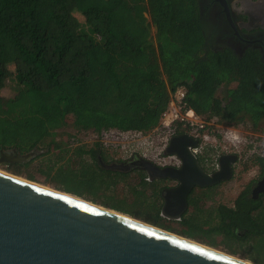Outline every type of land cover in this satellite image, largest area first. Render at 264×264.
Wrapping results in <instances>:
<instances>
[{
  "label": "trees",
  "instance_id": "1",
  "mask_svg": "<svg viewBox=\"0 0 264 264\" xmlns=\"http://www.w3.org/2000/svg\"><path fill=\"white\" fill-rule=\"evenodd\" d=\"M17 64L22 70L8 77ZM233 83L236 94L222 99L219 90ZM178 87L207 122L264 130V54L209 47L200 0H0V153L37 152L9 171L33 182L25 169L38 162L58 191L188 239L221 233L264 246V207L257 217L254 202L231 214L196 197L177 231L161 215L158 183L142 172L132 183L129 172L108 168L120 161L101 141L84 144L74 133L152 132Z\"/></svg>",
  "mask_w": 264,
  "mask_h": 264
},
{
  "label": "water",
  "instance_id": "2",
  "mask_svg": "<svg viewBox=\"0 0 264 264\" xmlns=\"http://www.w3.org/2000/svg\"><path fill=\"white\" fill-rule=\"evenodd\" d=\"M197 146L198 140L188 134L170 139L165 155L178 157L179 169H161L139 160L151 180L170 179L179 184L167 189L163 197L161 215L168 220L181 221L195 187H213L233 177L236 155H223L219 170L207 173L192 154ZM35 156L36 151L25 155L17 150L1 152L0 166L24 163ZM261 187L264 191V181ZM0 264L248 263L129 215L0 173Z\"/></svg>",
  "mask_w": 264,
  "mask_h": 264
},
{
  "label": "flooded vegetation",
  "instance_id": "3",
  "mask_svg": "<svg viewBox=\"0 0 264 264\" xmlns=\"http://www.w3.org/2000/svg\"><path fill=\"white\" fill-rule=\"evenodd\" d=\"M224 3H223V2ZM234 0H200L201 6V17L203 24L206 28L208 35V45L209 47H220L225 45L232 49L235 54H238L242 57L248 50H259L261 54H264V33H256L251 35L247 33L244 28H241L239 25V17L235 14L232 9L231 3ZM179 135V134H177ZM243 148H249V145H244ZM239 152H228L226 150L221 153L220 158L223 155H236L237 161L233 165V177L231 180L226 182H221L213 187L200 188L195 187L191 194L189 195V208L191 210V200L196 197H201L199 199V206L205 207V209H214L216 207H223L230 211L231 214H235L237 210L242 208H247L252 205H260L259 209H255L250 212L251 216L257 217L260 214L262 208L264 207V191L261 187L262 182L264 181V165H258L259 175L255 179H249L245 185H234L231 186L235 175L236 168L240 162ZM144 159L146 161L152 162L151 159L144 157L142 154H133L130 158L120 162H112L107 166H111L119 163V170L129 173L142 172L146 175V181L149 183H158L161 188V197L163 198L166 195L167 189H173L179 184L177 181L170 179H153L151 180L150 176L140 167L139 160ZM124 163H127V166H124ZM155 166L164 169V168H174L179 169L181 167L180 161L176 158H169V161L165 166H159L152 162ZM203 170L207 173H214V171L207 170L204 165L199 161ZM234 193L230 202L227 201L228 191ZM218 190V193L216 192ZM216 192V193H215ZM164 202V198H163ZM253 202L255 204H253ZM187 211V212H188ZM186 212V213H187ZM173 221V220H172ZM228 222V221H227ZM240 230V228H239ZM246 231V230H245ZM238 237L243 241L245 233H240L237 231ZM250 241V240H248Z\"/></svg>",
  "mask_w": 264,
  "mask_h": 264
},
{
  "label": "rangeland",
  "instance_id": "4",
  "mask_svg": "<svg viewBox=\"0 0 264 264\" xmlns=\"http://www.w3.org/2000/svg\"><path fill=\"white\" fill-rule=\"evenodd\" d=\"M231 6L235 14L239 17V20H240L239 25L241 26V28H244L247 31V33H250L251 35H254L259 32L264 33V0H234L231 3ZM75 16L79 20L82 19L81 16L78 15L77 13H75ZM21 70H22L21 64L19 65L17 64L16 67L12 66L11 69L7 71V76L12 77ZM9 87L10 85H8V87L3 91L4 96H9L11 94ZM236 88L238 87L235 83H233L232 85L224 86L222 89L219 90L218 95L222 99L230 98L234 94H236L237 92ZM237 129L241 133V137L243 139V143H242L243 147H245L244 145L248 143L250 144V146L249 148H243V149L241 148L239 150L238 154L240 155V162L236 168V175H235V178L231 186H234L236 184L243 186L249 179L257 178V176L259 175V167L255 161H256V158L260 157L261 155L264 157V130H262V128L259 130H254V129L251 130L252 128H251V125L249 124L242 125ZM74 133L79 139L83 141L84 144L86 143L92 144L96 140L95 139L96 137L94 135L89 136L85 133H81L77 131L76 132L74 131ZM155 135H156L155 132L152 133L151 135H148L150 136V139L148 138L149 140H146L147 145L141 146L140 141L137 142L135 138H130L127 140H123L126 145L127 143H131L129 147L127 145V149L122 150L120 146V147H115V148L111 147L108 151L112 154V156L114 157L116 161L126 160L127 158L130 157L131 153H133L134 151H138V153L144 152L147 154V157H149L152 160L154 156L159 153V149H157L158 145H156L157 141L153 140V138H155ZM153 142H154V145L152 144ZM226 148L227 150H231L228 146ZM250 149H251V153L256 152L252 156L250 155V152H249ZM223 150L224 148H222L219 152ZM7 165L8 164L1 165L0 170L14 174L8 170ZM39 167H40V164L36 162L33 165H31L29 168L25 169V171L34 175L35 177V181H33L34 183L54 188L51 185H48L45 183L46 177H44V175L43 176L41 175L39 171ZM19 177L26 179V177L24 176H19ZM130 181L132 183L137 182L136 172L133 173ZM232 188L233 187H231V191L230 190L228 191V198H227L228 202H230V200L233 197H235L234 193L232 192ZM216 192L218 193V190ZM178 222L179 221L169 220V225L178 231L180 228H182ZM160 229L166 231V229H163V228H160ZM168 232L184 237L182 235L177 234L176 231L175 232L168 231ZM219 234L220 235H215V234L214 235L211 234L209 236L206 235L204 239L206 241H203V242L196 241L194 239H190V240L196 241L200 244H203L205 246L211 247L213 249H216L221 252L228 253V254H230L228 250L236 251L239 255H233V256H236L243 260L251 261L250 259L247 258V256H254L257 259L264 260V246L258 245L260 244L259 240L257 239L253 240V242L251 243L247 242L248 240L243 241V242H235L233 241L230 235L228 236L227 234H221V233ZM236 234L238 235V233ZM184 238H187V237H184ZM213 241H215L216 247H214L215 245L214 246L208 245V243L213 242Z\"/></svg>",
  "mask_w": 264,
  "mask_h": 264
},
{
  "label": "built area",
  "instance_id": "5",
  "mask_svg": "<svg viewBox=\"0 0 264 264\" xmlns=\"http://www.w3.org/2000/svg\"><path fill=\"white\" fill-rule=\"evenodd\" d=\"M154 132L156 135L153 140L157 141L156 145H158L157 149H159V153L154 156L152 162L159 166H165L169 158L173 157L180 161L175 155H165V150L170 139L177 134H188L192 138L198 140V146L191 149L192 154L198 158L207 170L214 172L220 168L219 156L224 150L228 152H239L243 147V139L237 128L221 126L214 121L207 122L189 107L187 102V90L185 87H178L171 94L168 108L163 114L160 126L152 132L143 134L131 132L123 133L117 130H111L103 133L101 137L93 133H88L87 135H94L96 137L94 142L101 141L103 146L108 150L111 147L115 148L120 146L121 149L124 150L127 149V145L129 147L131 143H127L126 145L123 140L135 138L137 142L140 141L141 146H144L147 145L146 140L150 139L148 135ZM152 144L154 145V142ZM248 145L250 146L249 143ZM227 146L231 150H227ZM222 148H224V150L219 152ZM249 152L251 156L256 153H251V149ZM133 154H138V151L131 153V155ZM139 154L147 157V154L144 152ZM147 158L150 159L149 157ZM260 158L264 157L261 155Z\"/></svg>",
  "mask_w": 264,
  "mask_h": 264
},
{
  "label": "bare ground",
  "instance_id": "6",
  "mask_svg": "<svg viewBox=\"0 0 264 264\" xmlns=\"http://www.w3.org/2000/svg\"><path fill=\"white\" fill-rule=\"evenodd\" d=\"M0 173H3L4 175H8V176H10V177H14V178H18V179H20L21 177H19V176H17V175H14V174H11V173H9V172H5V171H3V170H0ZM23 179H25V178H23ZM22 178H21V180H23ZM34 183V182H33ZM35 184H37V183H35ZM37 185H39V186H43V185H40V184H37ZM45 188H47V189H51V190H56V189H54V188H51V187H47V186H45ZM63 194H66V195H68V196H73V197H75V198H77V196H74V195H72V194H68V193H65V192H62ZM102 207V206H101ZM112 212H117V211H115V210H111ZM117 213H119L120 214V212H117ZM244 262L245 263H248V264H250L251 263V261H248V260H244ZM251 264H255V263H251Z\"/></svg>",
  "mask_w": 264,
  "mask_h": 264
},
{
  "label": "crops",
  "instance_id": "7",
  "mask_svg": "<svg viewBox=\"0 0 264 264\" xmlns=\"http://www.w3.org/2000/svg\"><path fill=\"white\" fill-rule=\"evenodd\" d=\"M118 164H119V163H118ZM136 173H137V175H138V173H139V172H136ZM130 174H131V176L133 175V173H132V172H131Z\"/></svg>",
  "mask_w": 264,
  "mask_h": 264
}]
</instances>
